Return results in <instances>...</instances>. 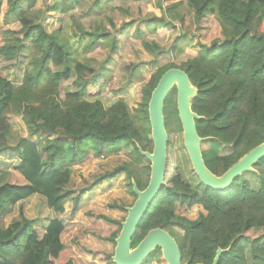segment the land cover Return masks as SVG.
<instances>
[{
	"label": "trees",
	"instance_id": "1",
	"mask_svg": "<svg viewBox=\"0 0 264 264\" xmlns=\"http://www.w3.org/2000/svg\"><path fill=\"white\" fill-rule=\"evenodd\" d=\"M37 1L0 0V24L17 22L20 25L0 43V60L17 59L20 55L26 59L18 86L0 74V120L8 122L7 114L11 113L10 116L21 119L28 136L37 135L35 140L21 135L13 145L19 162L16 170L25 183L0 185V222L13 205L34 194L42 196L48 208L61 212L66 200L71 199L76 204L82 192L121 172L129 179V190L135 197L132 181L138 189H143L150 170L149 164L141 165L144 156L138 150L140 147L150 152L153 147L147 113L150 93L163 72L176 67L158 68L141 86L137 106L133 109L122 97L108 106L97 98L89 99L88 84L105 70H97L88 62L86 53L99 40L107 43L106 59L117 51L119 41L112 32L116 27L110 16V4L118 0H93V30L88 32L77 21L70 20L68 26L76 28L71 32L73 36L62 28L47 33L40 22L41 13L34 9ZM165 1L157 3L172 19L178 20L179 25H183L184 15L178 9L185 2L194 21L209 15L220 26V37L208 45L200 44L177 68L184 70L197 88L191 108L200 116L195 120V127L198 135L205 138L201 146L204 162L213 173L221 174L264 139V0ZM73 8V0H53L48 6V10L62 17ZM151 23H155V18H148L144 26L153 30L156 24ZM157 23L175 27L164 18ZM129 24L131 22L122 23L118 32L123 33ZM77 32L81 33V39L87 38L80 54L72 46L73 40L78 39ZM135 35L142 36L138 28ZM180 38L184 40L186 36L179 35L175 40ZM140 39L151 54L158 49L157 45L149 46L145 39ZM71 76L73 88L65 90L61 96L60 83ZM172 92L175 90L164 100L166 130L169 128L166 110L173 101ZM175 115L180 126L176 109ZM8 131H11L10 125L5 134ZM121 142L132 148L131 158L140 166L129 168L122 163L97 175L90 186L72 196L68 186L72 166L89 152L116 153ZM261 162L264 163V157L256 164ZM254 169L242 173L222 190L203 185L193 171L194 186L180 173L164 177V185L154 195L136 227L132 246L148 230L160 227L174 237L182 261L188 264H210L218 248L224 251L217 264H264V235L250 242L248 252L240 243L247 231L264 230V167ZM246 173L256 176L255 186ZM176 204L199 205L205 213L200 212L196 219L190 220L175 214ZM119 229L120 222L113 239ZM158 251L155 249L149 257ZM108 260L109 264H114L111 255ZM0 264L87 263L58 239L52 226L41 236L31 221L21 218L7 226L0 223Z\"/></svg>",
	"mask_w": 264,
	"mask_h": 264
},
{
	"label": "rangeland",
	"instance_id": "2",
	"mask_svg": "<svg viewBox=\"0 0 264 264\" xmlns=\"http://www.w3.org/2000/svg\"><path fill=\"white\" fill-rule=\"evenodd\" d=\"M157 1L111 2L110 16L116 27L112 32L119 41V46L109 59H106L108 55L106 41H96L95 46L86 53L88 62L97 70H105L104 73L99 74L96 81L88 84L89 99L97 98L108 106L116 98L122 97L133 109L137 106L141 86L158 68L167 65L178 67L192 56L200 44L208 45L221 36L220 26L214 17L208 15L194 21L184 2V5L178 9V12L184 15L183 25H179L178 20L172 19L168 13H165ZM164 1L159 0V3ZM167 3L169 1H165V4ZM52 4L53 0H38L34 6V9L41 13L40 22L47 33L62 28L73 36L71 32L76 28L68 26L70 20L77 21L80 27L88 32L93 30L95 12L93 0H73L74 8L65 17L48 10V6ZM148 18H155V23L151 24L157 26L154 25L153 30L144 26ZM161 18H164L165 22H172L175 27L159 26L157 20ZM127 22L131 24L125 26L123 33H119L120 25ZM19 27L17 22L0 24V43L10 36L11 30H17ZM137 28L142 33L140 37L135 35ZM79 32H77L78 39L74 37L72 42L77 54L82 52V47L87 42L86 37L81 39ZM179 35H185L186 38L175 40ZM140 38L145 39L149 46L153 44L158 46L154 54L142 46ZM25 63L26 59L23 55L17 59L0 60V74L10 80L14 86H18L22 81ZM72 80L71 76L69 80L60 83L61 96L65 90H72ZM170 98L173 101L166 110L169 128L167 129L164 177L180 173L185 181L194 186L190 162L182 145L181 126L178 125L175 115V92L171 93ZM7 115H9L7 118L9 123L0 120V185L4 182L23 184L25 182L16 170L19 162L13 145L21 135L31 140H35L37 135L28 136L21 119L10 116L11 113ZM9 125L11 131L5 134V129ZM118 146V152L109 155H96L89 152L81 162L72 166L68 185L72 196L90 186L97 175L108 172L122 163L128 164L129 168L140 166L132 160L130 146L125 142L119 143ZM141 160L142 166L149 164L145 156ZM254 167L262 168L264 163L261 162ZM245 176L253 186L257 184L256 176L248 173ZM128 182L129 179L124 172L118 173L111 179L97 183L91 189L82 192L76 204L71 199L66 200L61 212L48 208L44 198L34 194L13 205L11 210L3 215L0 223L7 226L14 220L25 218L31 221V225L41 236L47 232L49 226H52L58 239L65 246L72 248L87 264H109L108 256L112 255L115 245L112 235L117 232L118 222L125 217L126 207L130 206L135 199L130 193ZM174 212L190 220L196 219L200 212L205 213L199 205L186 207L178 204L175 205ZM111 220L117 223H112ZM262 235L264 230H249L240 238V243L248 252L250 242ZM146 261V264H166L160 250L153 257H148Z\"/></svg>",
	"mask_w": 264,
	"mask_h": 264
},
{
	"label": "water",
	"instance_id": "3",
	"mask_svg": "<svg viewBox=\"0 0 264 264\" xmlns=\"http://www.w3.org/2000/svg\"><path fill=\"white\" fill-rule=\"evenodd\" d=\"M175 90L177 117L182 130V145L190 162L191 169L198 180L205 186L216 190L228 188L236 177L244 172L254 171V165L264 157V139L247 152L242 154L223 173H213L205 164L202 157V142L204 137L198 135L195 120L200 119L191 108L192 99L197 94L194 86L180 68L167 69L159 77L150 93L147 104L150 138L152 150H138L149 161V175L146 186L138 189L132 181V191L135 195L133 203L126 207V215L120 222V229L114 238V249L111 261L114 264H142L155 249H159L166 264H188L182 261V256L174 237L160 227L152 228L132 246V238L136 227L148 208L152 198L164 185L166 166V148L168 134L164 124V100ZM224 249L218 248L210 264H217L219 255ZM203 264V263H195Z\"/></svg>",
	"mask_w": 264,
	"mask_h": 264
}]
</instances>
